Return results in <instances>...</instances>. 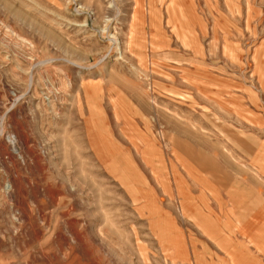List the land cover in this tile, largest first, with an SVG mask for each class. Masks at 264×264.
Masks as SVG:
<instances>
[{"label":"rangeland","instance_id":"rangeland-1","mask_svg":"<svg viewBox=\"0 0 264 264\" xmlns=\"http://www.w3.org/2000/svg\"><path fill=\"white\" fill-rule=\"evenodd\" d=\"M203 161L264 173V0H0V264H196Z\"/></svg>","mask_w":264,"mask_h":264},{"label":"crops","instance_id":"crops-1","mask_svg":"<svg viewBox=\"0 0 264 264\" xmlns=\"http://www.w3.org/2000/svg\"><path fill=\"white\" fill-rule=\"evenodd\" d=\"M202 163L204 170L196 178L193 173L186 186L188 259L196 264H264V173ZM183 190L184 183L179 192Z\"/></svg>","mask_w":264,"mask_h":264},{"label":"bare ground","instance_id":"bare-ground-1","mask_svg":"<svg viewBox=\"0 0 264 264\" xmlns=\"http://www.w3.org/2000/svg\"><path fill=\"white\" fill-rule=\"evenodd\" d=\"M199 49H201V46H202V44H197L196 45ZM199 49H198V51H199ZM86 87H88V86H86ZM91 89V88H90ZM144 138V137H143ZM143 141H146V140H143ZM142 142V141H141Z\"/></svg>","mask_w":264,"mask_h":264}]
</instances>
